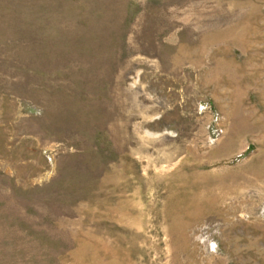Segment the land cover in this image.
Instances as JSON below:
<instances>
[{
    "label": "rangeland",
    "instance_id": "rangeland-1",
    "mask_svg": "<svg viewBox=\"0 0 264 264\" xmlns=\"http://www.w3.org/2000/svg\"><path fill=\"white\" fill-rule=\"evenodd\" d=\"M0 264H264V0H0Z\"/></svg>",
    "mask_w": 264,
    "mask_h": 264
}]
</instances>
